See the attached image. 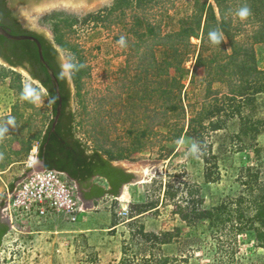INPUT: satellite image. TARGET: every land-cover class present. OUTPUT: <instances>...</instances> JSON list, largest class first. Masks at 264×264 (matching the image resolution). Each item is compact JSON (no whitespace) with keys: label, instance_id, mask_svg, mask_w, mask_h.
<instances>
[{"label":"rangeland","instance_id":"rangeland-1","mask_svg":"<svg viewBox=\"0 0 264 264\" xmlns=\"http://www.w3.org/2000/svg\"><path fill=\"white\" fill-rule=\"evenodd\" d=\"M228 3L226 17L242 30L236 39L250 43L255 24L249 6L242 0ZM210 5L221 18L224 6L216 0H108L88 11L51 9L37 17L35 26L59 49L62 64L75 66L67 76L76 94L77 137L141 176L125 187V198L105 196L75 223L13 221L3 237L0 264H148L153 253L169 256L168 264L232 263L216 260L226 234L197 216L236 198L249 166L264 168V90L248 98L238 93L248 83L236 76L216 81L224 76L217 66L227 62L232 45L224 37V46L209 40L203 46ZM244 8L248 15L241 18ZM190 26L200 36L176 41L173 56L149 43L153 27L166 35ZM253 46L263 81L264 42ZM200 53L206 65L198 63ZM179 57L181 64L175 61ZM80 70L86 74L77 79ZM168 90L180 93L186 111L157 125L166 122V116L153 113L167 107ZM26 91L38 97L35 103L23 98ZM52 117L46 91L0 61V129L8 128L0 134V202L28 168L31 150ZM240 239L241 264H263L264 246L255 234L247 231Z\"/></svg>","mask_w":264,"mask_h":264},{"label":"trees","instance_id":"trees-1","mask_svg":"<svg viewBox=\"0 0 264 264\" xmlns=\"http://www.w3.org/2000/svg\"><path fill=\"white\" fill-rule=\"evenodd\" d=\"M10 0H0V23L13 34H32L37 36L43 45L44 56L46 61L50 64L58 77L61 94L63 99L62 112L59 119V124L55 131H52V122L56 113L58 105V98L55 91L54 82L49 76L45 66L39 58L38 48L35 42L31 40H11L0 34V56L12 67L22 66L30 71L33 78L40 81L42 86L47 90L49 102L53 107V117L49 122L48 127L42 134L38 144V156L45 160L46 168H54L60 171L67 172L73 179L79 182L90 181L93 176L105 177L110 185L109 189L97 183L89 182L88 186L92 187L91 193H84L83 198H101L106 194L118 196L124 184L130 183L134 179V174L126 171V169L116 166L113 161L106 157L100 150H89L88 146L77 137L75 133V122L77 119L76 112L72 108L74 94L73 88L70 84L67 75H61L62 66L59 62V49L50 42L43 34L25 28L18 20V16L9 6ZM125 1V0H124ZM219 7H221L222 17L219 18L212 5L209 6L210 15L204 26L203 46L208 41V33L211 30H219L224 37L230 40L232 51L227 54L223 65H218L217 68L224 73V76H218L216 81L228 82V76H236L244 85L245 90L240 89L238 93L241 96L247 95L249 98L251 94L262 92L264 90V80L260 79L262 73L257 66L255 49L253 44L257 42H264V0H242L244 7L249 6L251 22L255 26H251L252 31L249 38L252 39L250 43L240 42L236 39V34L241 33L242 30L238 28L237 23L232 17H226L230 9L228 0H216ZM200 22L197 23V26ZM154 28V38L149 42L151 47H164L165 54L173 56L178 53L179 47L177 43H182L186 38L199 37V31L193 29L191 26L182 28L179 32H169L163 35L160 30ZM239 29V30H238ZM238 30V32H237ZM182 39V40H181ZM176 41H178L176 43ZM141 42H144L141 40ZM143 43L136 45L138 50ZM224 46V41H222ZM170 53H169V52ZM187 53V52H186ZM154 55V52L153 54ZM180 58V59H179ZM176 58V63L181 64L184 59L182 57ZM200 64H207L202 53L198 55L197 59ZM85 71L80 70L76 73V78L85 76ZM75 78V74L73 76ZM172 80L178 81L177 77L172 76ZM234 80V78H231ZM179 82V81H178ZM80 87V86H79ZM251 93V94H250ZM168 94V96H166ZM74 95V96H73ZM168 98L167 107L159 106V110L153 113L158 116V113L166 116V122L162 120L158 124L170 123L174 114L178 117L180 113H185V105L181 104V96L179 92L168 90L164 94ZM175 101V102H174ZM165 119V118H164ZM203 120V119H201ZM165 121V120H164ZM195 118H191L190 127H193ZM31 147V144L29 145ZM73 166V167H72ZM30 170L29 168L26 170ZM245 174H241L243 181V189L236 198L224 200L221 204L212 206L209 209L201 211L200 219H207L217 227L219 234H226L218 245L217 262H232L231 264H241L245 262L241 256L238 255L241 242L240 236L247 231H252L255 234L256 242L259 246H264V168H254L249 166ZM16 182L11 183L12 190ZM3 198L1 206L4 205ZM185 220L187 216H184ZM10 226L8 223L2 221L0 215V247L2 245L3 237L9 232ZM168 232L167 235H169ZM221 236V235H220ZM160 239V238H159ZM161 240V239H160ZM171 242L167 238L161 240L160 243ZM148 264H168L171 260L169 256H158L152 254ZM264 262V261H263ZM264 264V263H263Z\"/></svg>","mask_w":264,"mask_h":264},{"label":"built area","instance_id":"built-area-1","mask_svg":"<svg viewBox=\"0 0 264 264\" xmlns=\"http://www.w3.org/2000/svg\"><path fill=\"white\" fill-rule=\"evenodd\" d=\"M38 144L31 150L28 168L36 160ZM82 207L75 180L65 172L44 169L33 171L16 184L14 190L8 193L7 205L2 212L8 215L11 224L17 220L41 223L56 218L75 223L84 211Z\"/></svg>","mask_w":264,"mask_h":264},{"label":"water","instance_id":"water-1","mask_svg":"<svg viewBox=\"0 0 264 264\" xmlns=\"http://www.w3.org/2000/svg\"><path fill=\"white\" fill-rule=\"evenodd\" d=\"M106 1H108V0H10L9 6L16 13V15L18 16V19L20 20V22L22 23V25L25 28L32 30V31H36L40 34H43L49 40V38L46 36V34L41 29H38L35 26L36 19L40 14H42L43 12H46L48 10H51V9H71V10L88 11V10H91V9L98 7L99 5L103 4ZM0 34L3 35L4 37L8 38V39H11V40H31V41L35 42V44L37 45L39 58H40L41 62L43 63V65L45 66L49 76L52 79V81L54 82L55 91H56L57 98H58V105L56 108V113L54 115V119L52 122V128H51L52 131H55L56 126H57L59 119H60V116H61L63 99H62L61 88H60V83H59L58 77L55 74L54 70L51 68L50 64L45 59L42 42L40 41V39L37 36L32 35V34H13L9 30H7L1 23H0ZM0 61L6 62L1 57H0ZM59 62L62 66L63 64H62L60 56H59ZM10 67H12V66H10ZM12 68L18 70L19 72H21L25 76L30 77L37 84H39L47 93V90L42 86L40 81L33 78L32 75L30 74V71L27 68L22 67V66L12 67ZM72 108L74 110L73 101H72ZM116 166L124 168L121 164L116 165ZM29 169L30 170H28V171H26L27 170L26 169L23 172L22 176H19V177L14 179L13 182H16L15 186L18 182H20L22 180V178L26 177L28 174L32 173L33 171H43L44 169H54V168H46L45 160L41 159L37 154L36 160H34L33 165L31 167H29ZM124 169H126V168H124ZM55 170H58V169H55ZM58 171H60V170H58ZM61 172H63V171H61ZM134 174L136 175V178L133 179L131 182H135L139 178V176H141L140 175L141 173L139 174L137 172H134ZM68 177L70 179H72L69 175H68ZM94 177L95 176H93L91 181H89V182H92ZM74 180H76V179H74ZM76 183H77V188H78V195L80 196V198L83 202L82 208H84V210L92 208L93 207V202H91L92 200L88 201V200H85L83 198V193H82L81 189L79 188V184L77 181H76ZM10 185L8 186V190H6V192L3 195V198H5V200H4L5 203H4L3 207L7 205L8 193H10L14 190V188L12 190L10 189ZM125 186H126V184L123 185V187L121 188L120 194L117 197L123 195ZM109 188H110V185H109ZM3 198H2V200H3ZM2 200H1V202H2ZM1 202H0V204H1ZM3 207L0 205L1 219H2V221L8 223V225L11 227L12 224H11L10 218L8 217V215L4 214V212L1 211V208H3Z\"/></svg>","mask_w":264,"mask_h":264},{"label":"clouds","instance_id":"clouds-1","mask_svg":"<svg viewBox=\"0 0 264 264\" xmlns=\"http://www.w3.org/2000/svg\"><path fill=\"white\" fill-rule=\"evenodd\" d=\"M238 15L241 17V18H244L248 15V9L244 8V9H241L238 13ZM208 40L211 44L213 45H220V43L222 41H224V36H223V33L220 32L219 30H211L209 31L208 33ZM121 44L124 43V38L122 37L121 38V41H120ZM75 66L71 63H68V64H65V65H62V73L61 75H66V74H70L72 69L74 68ZM24 99L26 100H29L30 102L32 103H35L36 100L38 99L37 96H35L32 92H29V91H26L24 93ZM9 124H11L13 122L12 118H9ZM8 131V128L7 127H4L2 129H0V134H3L4 132H7Z\"/></svg>","mask_w":264,"mask_h":264},{"label":"crops","instance_id":"crops-1","mask_svg":"<svg viewBox=\"0 0 264 264\" xmlns=\"http://www.w3.org/2000/svg\"><path fill=\"white\" fill-rule=\"evenodd\" d=\"M113 164L114 165H120V164H116V163H114L113 162ZM123 166V165H122ZM124 167V166H123ZM125 168V167H124ZM127 170V169H126ZM130 172H132V171H130ZM134 173V172H133ZM98 179H102V180H104L105 182H98ZM74 180V179H73ZM75 182H76V180H75ZM92 183H98L99 185H102V186H104L106 189H108L109 188V183H108V181L105 179V178H103V177H101V176H95L94 178H93V180H92ZM128 184H130V183H127L126 184V186H128ZM125 186V187H126ZM124 193H127L126 191H124ZM123 193V194H124ZM105 196H112V195H110V194H106ZM105 196H103V197H101V198H98V199H94V200H92L91 202H93V207L92 208H90V209H87V210H84L82 213H81V215L84 213V212H89L90 210H92L93 208H95L96 207V203L97 202H99V200L100 199H102V198H104ZM113 197H117V196H113ZM122 197V196H121ZM118 198H120V196L118 197ZM84 209V208H83Z\"/></svg>","mask_w":264,"mask_h":264},{"label":"flooded vegetation","instance_id":"flooded-vegetation-1","mask_svg":"<svg viewBox=\"0 0 264 264\" xmlns=\"http://www.w3.org/2000/svg\"><path fill=\"white\" fill-rule=\"evenodd\" d=\"M16 14V13H15ZM19 20V19H18ZM20 21V20H19ZM2 59H3V57L2 56H0ZM4 60V59H3ZM59 124V123H58ZM57 124V125H58ZM57 127V126H56ZM56 130V129H55ZM73 167V166H72ZM126 171H128V170H126ZM64 172V171H63ZM128 172H130V171H128ZM67 173V172H66ZM130 173H133V172H130ZM68 174V173H67ZM134 174V173H133ZM69 175V174H68ZM70 176V175H69ZM134 179L136 178V175L134 174ZM71 177V176H70ZM72 178V177H71ZM103 178H105V177H103ZM73 179V178H72ZM91 179H92V177H91ZM91 179H90V181H91ZM106 179V178H105ZM107 180V179H106ZM77 181V180H76ZM108 181V180H107ZM78 182V184H79V188L81 189V191H82V193H83V195H84V193H91L92 192V187L91 186H88L87 187V185L89 184V181H85V182H79V181H77ZM109 183V182H108ZM123 187V186H122ZM94 199H96V198H88L87 200L88 201H90V200H94Z\"/></svg>","mask_w":264,"mask_h":264},{"label":"bare ground","instance_id":"bare-ground-1","mask_svg":"<svg viewBox=\"0 0 264 264\" xmlns=\"http://www.w3.org/2000/svg\"><path fill=\"white\" fill-rule=\"evenodd\" d=\"M126 195H127V194H126V193H124V194L122 195V198H125V197H126Z\"/></svg>","mask_w":264,"mask_h":264}]
</instances>
